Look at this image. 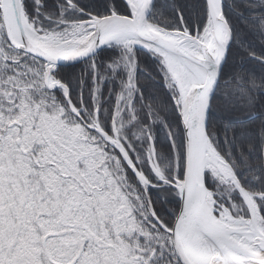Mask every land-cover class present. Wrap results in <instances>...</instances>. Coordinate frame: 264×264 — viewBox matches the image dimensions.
I'll list each match as a JSON object with an SVG mask.
<instances>
[{
  "label": "snow or ice",
  "instance_id": "6c2138e0",
  "mask_svg": "<svg viewBox=\"0 0 264 264\" xmlns=\"http://www.w3.org/2000/svg\"><path fill=\"white\" fill-rule=\"evenodd\" d=\"M0 264H264V0H0Z\"/></svg>",
  "mask_w": 264,
  "mask_h": 264
}]
</instances>
